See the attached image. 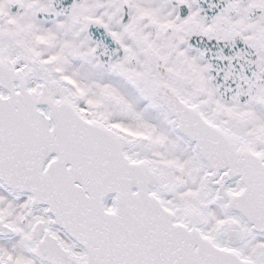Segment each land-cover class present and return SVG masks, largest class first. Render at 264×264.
I'll return each mask as SVG.
<instances>
[{
	"label": "snow or ice",
	"instance_id": "6c2138e0",
	"mask_svg": "<svg viewBox=\"0 0 264 264\" xmlns=\"http://www.w3.org/2000/svg\"><path fill=\"white\" fill-rule=\"evenodd\" d=\"M0 264H264V0H0Z\"/></svg>",
	"mask_w": 264,
	"mask_h": 264
}]
</instances>
